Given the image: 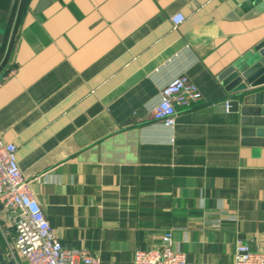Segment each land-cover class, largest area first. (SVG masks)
Listing matches in <instances>:
<instances>
[{
	"label": "crops",
	"instance_id": "obj_1",
	"mask_svg": "<svg viewBox=\"0 0 264 264\" xmlns=\"http://www.w3.org/2000/svg\"><path fill=\"white\" fill-rule=\"evenodd\" d=\"M11 1L0 134L65 250L133 264L170 231L187 264L264 252V135L220 80L264 39V0H16L7 24ZM182 74L203 98L166 128L152 114Z\"/></svg>",
	"mask_w": 264,
	"mask_h": 264
},
{
	"label": "built area",
	"instance_id": "obj_2",
	"mask_svg": "<svg viewBox=\"0 0 264 264\" xmlns=\"http://www.w3.org/2000/svg\"><path fill=\"white\" fill-rule=\"evenodd\" d=\"M170 21L176 29L185 21L177 13ZM199 87L182 74L170 81L160 92V101L153 111L155 122L166 128L176 124L179 108L193 109L202 101ZM226 111L230 110L228 101ZM17 147L3 140L0 134V233L5 240L9 258L14 264H101L87 250L67 251L50 225L42 206L22 177L16 157ZM235 264H264V252H253L242 240L235 243ZM133 264H187L186 255L177 250L172 232L161 235L158 246L137 250Z\"/></svg>",
	"mask_w": 264,
	"mask_h": 264
},
{
	"label": "water",
	"instance_id": "obj_3",
	"mask_svg": "<svg viewBox=\"0 0 264 264\" xmlns=\"http://www.w3.org/2000/svg\"><path fill=\"white\" fill-rule=\"evenodd\" d=\"M15 3L16 0L11 1L7 24ZM6 33V28L0 24V49L4 46ZM5 73L6 71L1 74L0 81ZM220 80L229 93L228 111L239 113L243 125L247 126L252 122L260 128L258 135H264V39L226 69ZM253 115L257 119L250 121V116Z\"/></svg>",
	"mask_w": 264,
	"mask_h": 264
},
{
	"label": "trees",
	"instance_id": "obj_4",
	"mask_svg": "<svg viewBox=\"0 0 264 264\" xmlns=\"http://www.w3.org/2000/svg\"><path fill=\"white\" fill-rule=\"evenodd\" d=\"M25 1H27V0H25ZM0 5H1V2H0ZM7 72H8V71L6 70V73H5V75L7 74Z\"/></svg>",
	"mask_w": 264,
	"mask_h": 264
}]
</instances>
